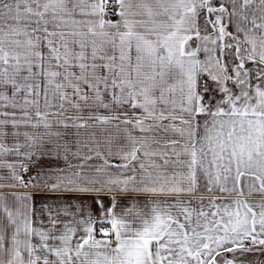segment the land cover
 <instances>
[{"label": "snow or ice", "instance_id": "1", "mask_svg": "<svg viewBox=\"0 0 264 264\" xmlns=\"http://www.w3.org/2000/svg\"><path fill=\"white\" fill-rule=\"evenodd\" d=\"M0 264H264V0H0Z\"/></svg>", "mask_w": 264, "mask_h": 264}]
</instances>
